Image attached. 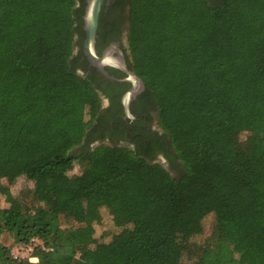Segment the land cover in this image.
Returning a JSON list of instances; mask_svg holds the SVG:
<instances>
[{"label":"trees","instance_id":"1","mask_svg":"<svg viewBox=\"0 0 264 264\" xmlns=\"http://www.w3.org/2000/svg\"><path fill=\"white\" fill-rule=\"evenodd\" d=\"M86 6L0 0V264H264V0L110 1L168 142L135 150L91 146L102 99L75 58ZM31 244L37 263L14 257Z\"/></svg>","mask_w":264,"mask_h":264},{"label":"flooded vegetation","instance_id":"2","mask_svg":"<svg viewBox=\"0 0 264 264\" xmlns=\"http://www.w3.org/2000/svg\"><path fill=\"white\" fill-rule=\"evenodd\" d=\"M110 1H106L104 10L107 27L98 33L96 52L101 57L106 49L116 45L124 53L126 70L123 67L105 66L108 75L116 79L111 80L90 63L85 55V41L83 48L77 46L75 49V58H79L77 61V64H79L78 73L94 80L95 85L99 87L102 99L99 121L97 122L98 126L93 135L96 141L91 146L103 142L107 145L125 146L132 150L139 147L145 149L148 144H153V148H166L168 142L158 123L155 101L147 93L145 86L130 98L128 103L129 114L126 112L123 102L134 87L133 82L128 81L130 76L127 73V70L134 72L129 64L127 55L128 27L125 22L118 23L117 21V17L121 16L122 18L124 16L121 11H109ZM111 36L114 37L113 40L109 39ZM112 49L114 56L117 57V49ZM163 157L161 153L157 156V159H162Z\"/></svg>","mask_w":264,"mask_h":264},{"label":"water","instance_id":"3","mask_svg":"<svg viewBox=\"0 0 264 264\" xmlns=\"http://www.w3.org/2000/svg\"><path fill=\"white\" fill-rule=\"evenodd\" d=\"M106 1L107 0H87L86 12L84 16V31L86 33L84 50L86 57L93 66H95L106 77H109L111 80H116L108 75L105 70V66L112 65L116 67H123V69L126 70L124 53L116 45H112L106 49L101 57H99L96 52V39L100 25V15ZM112 48L117 49V57L114 56ZM127 73L130 76L128 81H131L134 84L133 89L125 97L123 102L126 112L129 114L128 103L130 98L142 90L145 84L136 73L128 70Z\"/></svg>","mask_w":264,"mask_h":264},{"label":"rangeland","instance_id":"4","mask_svg":"<svg viewBox=\"0 0 264 264\" xmlns=\"http://www.w3.org/2000/svg\"><path fill=\"white\" fill-rule=\"evenodd\" d=\"M155 163L162 165L165 169H167L168 171L171 172V174L174 177L178 176V172L176 170H174L173 168H171V166L168 164V162L165 159H158ZM80 172L79 167H76L75 170L73 171V174H78ZM3 185H7L6 183H4ZM31 185L28 184L25 181H19L17 182L14 186H12L10 188V190L14 193V195H19L21 192H25V190L30 189ZM100 207H103V204L99 205ZM102 216H103V220L102 223L100 225L97 226V234L99 236H103V234H106V236L109 238L111 235L116 234L118 232H120V229L117 228L114 224V220H115V216L111 215L109 213L108 210L103 209L102 210ZM204 223V227H205V231H204V235L202 238H197V243H199L200 241H203L206 237H210L211 233H212V224H213V220H212V216H206L203 220ZM63 225L65 227H69V226H73L76 225L74 223V221L72 219H68L65 218L63 221ZM127 228L129 230L133 229V225H127ZM2 243L6 246H12L13 244V239L10 235H4L2 237ZM26 257V255H23Z\"/></svg>","mask_w":264,"mask_h":264},{"label":"built area","instance_id":"5","mask_svg":"<svg viewBox=\"0 0 264 264\" xmlns=\"http://www.w3.org/2000/svg\"><path fill=\"white\" fill-rule=\"evenodd\" d=\"M34 243H38V241H35ZM34 248H35V245H33V244L28 245V246H24V245L17 246L13 250V255H14V257L16 259H19V258L20 259L27 258V259H29L30 262L37 263L38 262V259L32 257ZM23 255H26V257L23 256Z\"/></svg>","mask_w":264,"mask_h":264}]
</instances>
